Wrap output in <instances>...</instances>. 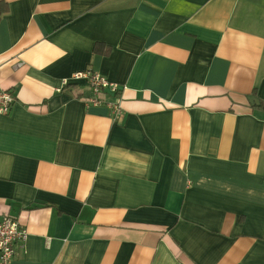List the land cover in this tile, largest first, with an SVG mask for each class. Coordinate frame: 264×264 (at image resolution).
<instances>
[{
    "label": "crops",
    "instance_id": "obj_1",
    "mask_svg": "<svg viewBox=\"0 0 264 264\" xmlns=\"http://www.w3.org/2000/svg\"><path fill=\"white\" fill-rule=\"evenodd\" d=\"M0 90L10 264H264V0H0Z\"/></svg>",
    "mask_w": 264,
    "mask_h": 264
},
{
    "label": "built area",
    "instance_id": "obj_2",
    "mask_svg": "<svg viewBox=\"0 0 264 264\" xmlns=\"http://www.w3.org/2000/svg\"><path fill=\"white\" fill-rule=\"evenodd\" d=\"M61 87H68L82 83L91 96L82 97L88 106L104 105L108 108L110 116L114 119L120 117V99L117 97L118 85L109 81L101 74L88 69L84 72L74 73L69 78L60 81ZM110 94L113 101H104L103 95ZM14 104V97L8 91L0 90V116L7 115ZM27 232L21 227L16 218L6 215L0 218V264H10L17 251L25 247Z\"/></svg>",
    "mask_w": 264,
    "mask_h": 264
},
{
    "label": "trees",
    "instance_id": "obj_3",
    "mask_svg": "<svg viewBox=\"0 0 264 264\" xmlns=\"http://www.w3.org/2000/svg\"><path fill=\"white\" fill-rule=\"evenodd\" d=\"M253 107L262 109L264 111V102H259L258 104L253 105Z\"/></svg>",
    "mask_w": 264,
    "mask_h": 264
}]
</instances>
